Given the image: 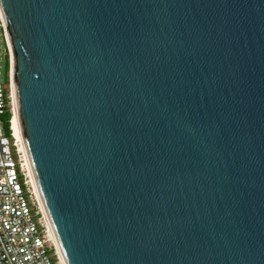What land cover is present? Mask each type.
<instances>
[{"label": "water", "instance_id": "water-1", "mask_svg": "<svg viewBox=\"0 0 264 264\" xmlns=\"http://www.w3.org/2000/svg\"><path fill=\"white\" fill-rule=\"evenodd\" d=\"M0 7L66 264H264V0Z\"/></svg>", "mask_w": 264, "mask_h": 264}, {"label": "built area", "instance_id": "built-area-1", "mask_svg": "<svg viewBox=\"0 0 264 264\" xmlns=\"http://www.w3.org/2000/svg\"><path fill=\"white\" fill-rule=\"evenodd\" d=\"M0 30L9 66L7 87L0 83V264H62L14 135L11 49L1 7ZM8 112L6 130L2 117Z\"/></svg>", "mask_w": 264, "mask_h": 264}, {"label": "bare ground", "instance_id": "bare-ground-1", "mask_svg": "<svg viewBox=\"0 0 264 264\" xmlns=\"http://www.w3.org/2000/svg\"><path fill=\"white\" fill-rule=\"evenodd\" d=\"M12 53V56H11V67H10V76H11V79H12V97H13V113H14V116H13V129H14V135L15 137L18 139V141L21 142V145H20V148L21 150L24 152V157H25V160H26V163H27V167L29 169V174L31 176V180H32V183L34 185V190H35V193L38 197V200L40 202V206H41V201H40V195H39V190L37 188V184H36V181H35V178H34V174H33V171H32V168H31V165H30V161H29V157L27 155V150H26V147H25V142H24V139H23V135H22V131H21V126H20V122H19V116H18V109H17V101H16V96H15V89H14V83H13V68H14V64H13V60H14V56H13V51H11ZM42 209V212H43V215L47 221V226H48V229L50 231V235L51 237L53 238L56 246H57V249H58V253L60 255V258L62 260V264H66L65 263V260L63 258V255L61 253V250L59 248V245L57 243V240H56V237H55V234L50 226V223L47 219V213L45 211V208L41 207Z\"/></svg>", "mask_w": 264, "mask_h": 264}, {"label": "rangeland", "instance_id": "rangeland-1", "mask_svg": "<svg viewBox=\"0 0 264 264\" xmlns=\"http://www.w3.org/2000/svg\"><path fill=\"white\" fill-rule=\"evenodd\" d=\"M8 58L6 51V44L0 30V83L7 87L8 84ZM10 115L3 116V120L9 119Z\"/></svg>", "mask_w": 264, "mask_h": 264}, {"label": "trees", "instance_id": "trees-1", "mask_svg": "<svg viewBox=\"0 0 264 264\" xmlns=\"http://www.w3.org/2000/svg\"><path fill=\"white\" fill-rule=\"evenodd\" d=\"M8 69H9V67H8ZM7 114H9L10 115V113L8 112V113H6V115ZM5 115V116H6ZM10 118V117H9ZM9 120V119H8ZM4 123H5V128H6V130L8 129L7 127H8V121L7 120H4Z\"/></svg>", "mask_w": 264, "mask_h": 264}]
</instances>
